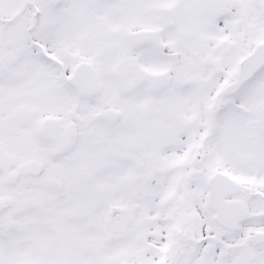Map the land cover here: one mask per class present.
<instances>
[{"label": "snow or ice", "instance_id": "obj_1", "mask_svg": "<svg viewBox=\"0 0 264 264\" xmlns=\"http://www.w3.org/2000/svg\"><path fill=\"white\" fill-rule=\"evenodd\" d=\"M0 264H264V0H0Z\"/></svg>", "mask_w": 264, "mask_h": 264}]
</instances>
